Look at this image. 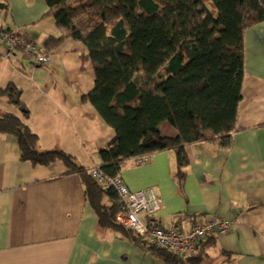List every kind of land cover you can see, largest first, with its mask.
Listing matches in <instances>:
<instances>
[{"label":"crops","instance_id":"crops-1","mask_svg":"<svg viewBox=\"0 0 264 264\" xmlns=\"http://www.w3.org/2000/svg\"><path fill=\"white\" fill-rule=\"evenodd\" d=\"M45 0H0V31L16 32L49 62L39 65L21 48L6 56L0 43V91L21 92L22 111L0 97V111L22 118L41 151L62 150L86 169L100 168L99 152L116 134L85 97L95 88L87 46L61 36ZM173 128V127H172ZM175 128L166 137H175ZM190 165L177 180L174 152L124 163L121 178L131 191L151 188L163 200L155 227L189 231L209 220L228 221L205 254L216 264H264V23L245 32V76L233 145L187 148ZM62 162L21 160L14 136L0 133V264H168L98 225L78 174ZM150 238V237H149Z\"/></svg>","mask_w":264,"mask_h":264},{"label":"trees","instance_id":"trees-1","mask_svg":"<svg viewBox=\"0 0 264 264\" xmlns=\"http://www.w3.org/2000/svg\"><path fill=\"white\" fill-rule=\"evenodd\" d=\"M45 1L62 33L48 39L46 53L67 39L89 50L96 81L85 99L116 134L99 152V170L108 179L120 177L128 160L171 151L181 183L190 165L188 147H232L245 76V32L264 23V0ZM1 96L28 118L16 87L1 90ZM166 122L177 136L162 135ZM0 133L16 138L22 161L40 166L62 162L66 174H78L101 229L150 248L168 264H216L205 248L219 235L211 233L199 242L189 258L159 248L148 235L118 220L125 205L114 187L97 183L90 169L62 150L41 151L38 136L22 118L0 111Z\"/></svg>","mask_w":264,"mask_h":264},{"label":"built area","instance_id":"built-area-1","mask_svg":"<svg viewBox=\"0 0 264 264\" xmlns=\"http://www.w3.org/2000/svg\"><path fill=\"white\" fill-rule=\"evenodd\" d=\"M0 43L4 46L6 56H11L20 45L26 47L25 54L33 57L37 64L45 66L49 57L39 55L34 46L20 40L16 32L0 31ZM146 159H140L143 162ZM91 177L99 184L114 187L125 205V211L118 215V220L140 235H148L153 244L166 249L182 258L195 255L197 245L211 233L223 236L229 233L232 224L228 221L209 220L193 226L189 231L177 228L163 229L155 227L151 220L155 219L163 208V200L151 188L131 191L121 177L108 179L98 168L89 171Z\"/></svg>","mask_w":264,"mask_h":264},{"label":"rangeland","instance_id":"rangeland-1","mask_svg":"<svg viewBox=\"0 0 264 264\" xmlns=\"http://www.w3.org/2000/svg\"><path fill=\"white\" fill-rule=\"evenodd\" d=\"M160 129H161L162 135L167 136V135H169V131H171V129H173V128L169 123L166 122L163 125H161Z\"/></svg>","mask_w":264,"mask_h":264}]
</instances>
